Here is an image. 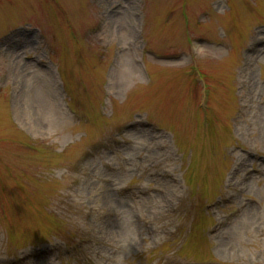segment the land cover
Instances as JSON below:
<instances>
[{
    "label": "rangeland",
    "instance_id": "obj_1",
    "mask_svg": "<svg viewBox=\"0 0 264 264\" xmlns=\"http://www.w3.org/2000/svg\"><path fill=\"white\" fill-rule=\"evenodd\" d=\"M172 261L264 264V0H0V264Z\"/></svg>",
    "mask_w": 264,
    "mask_h": 264
},
{
    "label": "bare ground",
    "instance_id": "obj_2",
    "mask_svg": "<svg viewBox=\"0 0 264 264\" xmlns=\"http://www.w3.org/2000/svg\"><path fill=\"white\" fill-rule=\"evenodd\" d=\"M15 120H16V122H18V123H19V120L17 119L16 115H15Z\"/></svg>",
    "mask_w": 264,
    "mask_h": 264
}]
</instances>
